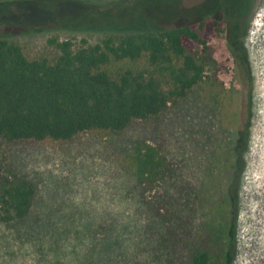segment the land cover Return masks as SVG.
Listing matches in <instances>:
<instances>
[{"label":"rangeland","instance_id":"1","mask_svg":"<svg viewBox=\"0 0 264 264\" xmlns=\"http://www.w3.org/2000/svg\"><path fill=\"white\" fill-rule=\"evenodd\" d=\"M213 18L206 83L152 121L69 140L0 138V176L37 187L28 219L0 222V264H165L129 170L138 141L166 143L187 173V155L199 154L215 191L237 188L233 264H264V0H0V36L29 57H53L52 38L79 47Z\"/></svg>","mask_w":264,"mask_h":264},{"label":"trees","instance_id":"2","mask_svg":"<svg viewBox=\"0 0 264 264\" xmlns=\"http://www.w3.org/2000/svg\"><path fill=\"white\" fill-rule=\"evenodd\" d=\"M220 29L219 19H202L110 33L79 47L52 38L53 57H29L15 39L0 36V138L69 140L150 122L204 86V57L210 36ZM170 153L164 142L138 141L130 157L138 207L149 219L150 248L165 264H233L237 188L215 191L212 167L197 171L199 154L187 155V173ZM36 194L30 178L11 171L0 176V222L28 219Z\"/></svg>","mask_w":264,"mask_h":264},{"label":"flooded vegetation","instance_id":"3","mask_svg":"<svg viewBox=\"0 0 264 264\" xmlns=\"http://www.w3.org/2000/svg\"><path fill=\"white\" fill-rule=\"evenodd\" d=\"M213 19H217V18H213ZM220 24H221V21H220Z\"/></svg>","mask_w":264,"mask_h":264}]
</instances>
